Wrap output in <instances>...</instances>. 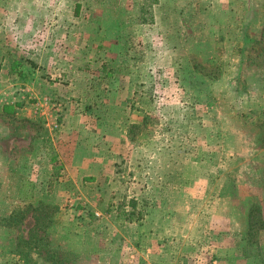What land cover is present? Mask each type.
<instances>
[{"label":"rangeland","instance_id":"1","mask_svg":"<svg viewBox=\"0 0 264 264\" xmlns=\"http://www.w3.org/2000/svg\"><path fill=\"white\" fill-rule=\"evenodd\" d=\"M97 8L130 20L114 58L71 42ZM263 28L264 0H0V264H264ZM130 197L141 218L106 212Z\"/></svg>","mask_w":264,"mask_h":264},{"label":"crops","instance_id":"2","mask_svg":"<svg viewBox=\"0 0 264 264\" xmlns=\"http://www.w3.org/2000/svg\"><path fill=\"white\" fill-rule=\"evenodd\" d=\"M99 7H101V5ZM37 8H35L33 5H29L28 9L32 12H37V14L39 16L40 13L37 10ZM66 10L67 9L65 7L64 11H66ZM100 12H101V9L97 8L96 13H95L96 17L92 18L89 21V24H87L88 23L87 20L83 21V23L81 25L84 28V32H81V30L77 28L78 25H73V31H72V36H73L72 38L73 39L71 40V42L73 43L76 40H77V42L81 41V44H79V48L81 51H83V55H86V57H88V58L94 57V55H98L102 51L103 52L108 51L109 56L114 58V56L118 55V54H116V52L122 51L121 47L125 45V43H124L125 39H122V38H125L126 36L125 37L122 36L123 33L121 32V30H122V26L129 23L130 20L123 21V20L118 19L115 16L113 19L108 18V17H103V16L99 17V15L101 14ZM62 13H64V12L62 11ZM62 13H59V17L56 20V23H54L51 38H54V36L56 37L57 35H61L62 28L67 27L66 18H64L62 16ZM26 24L29 27L32 26V29L30 31H27V34H26L28 37H30L31 34L34 35L36 33V31L33 28L37 24L35 23V21H28ZM78 24L80 25V23H78ZM19 25H23V24L19 23ZM88 26L90 28L89 33H87V31L85 30V28H87ZM109 29H112L113 31H115V29H116L117 32L114 33L113 31H111ZM21 32H22V30H21ZM69 39L66 40V38H65L62 42H60V40H59L58 43L56 41V42H54V44H52L53 42H51L48 47L44 46L42 51L40 53H38L37 56L49 58V57H51V55H54V56L65 55V52L67 51V45H68ZM93 46H96L97 50H95V49L92 50ZM93 51H96V52H93ZM4 62H5V60L2 62V68L0 69V71H2L3 67L5 66ZM103 62H101L100 65H99V62H97L96 65H92L94 67L93 69H96L95 71L97 73L94 75L96 77V79L92 80V82H94V85H95L94 87H92V90L94 89L92 94H95L96 91H98L99 88H103V86H107V87L111 86V84L109 83V80L111 79L110 78L111 76H114L115 70H114V73H111L113 71V69H112V67H109L107 65L108 63H111L112 61H108V62L103 61ZM60 66H61V63H59V65H58L59 72H60ZM90 67H91V65H90ZM28 71H30L31 74ZM25 72H26V75H25L26 76L25 77L26 90H29L31 92V96H35L37 98H40V97L48 94L49 90L54 89V87L50 84V82H46L44 79L39 78V77L37 78V73L34 72V68H32L30 70V68L28 67L25 70ZM15 84H16L15 87H17L16 89H20L21 88L20 86L24 85V83L21 79H17ZM1 85L2 84L0 83V93L3 92V89H1L2 88ZM57 88H59V85ZM107 90H109V88H107ZM57 92H58V94L60 93V91H57ZM53 93H55V92H53ZM20 94H21L20 92L16 94L17 95L16 100H19ZM98 97H94V98H96V100L99 103V99H97ZM70 104L73 105V103H71V102H70ZM0 106H2V105L0 104ZM10 107H13V105H10ZM15 108H16V110H19V109H17V106H15ZM1 109H0V112H1V114H0V129L4 128L3 123H4V120H6L4 117V113L2 112ZM69 116L70 117L66 120V122L64 124L65 126L62 125L61 129H59V130H66L67 132H71V135H73L74 134L73 130L77 126L75 124L77 122H79L80 119H77V116H75V115H69ZM82 118H84L87 121L90 120V118L87 115L82 116ZM70 124H73V125H70ZM106 135L109 136L108 132H106Z\"/></svg>","mask_w":264,"mask_h":264},{"label":"trees","instance_id":"3","mask_svg":"<svg viewBox=\"0 0 264 264\" xmlns=\"http://www.w3.org/2000/svg\"><path fill=\"white\" fill-rule=\"evenodd\" d=\"M262 36H264V28L262 30ZM145 123V116L142 120L138 121V123H130L128 128V134L132 138H136L139 133L135 131L138 127H141L142 124ZM264 124V123H263ZM138 200L137 197H130L128 200L119 203L118 205L114 206V204L109 201L107 203L106 212H111L114 210L115 216L117 219L132 221L141 218L142 210L137 207ZM51 207H56L52 205ZM51 222V220L49 221Z\"/></svg>","mask_w":264,"mask_h":264}]
</instances>
